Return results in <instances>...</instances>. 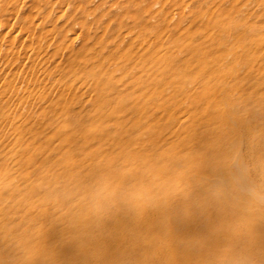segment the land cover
<instances>
[{"label":"rangeland","instance_id":"rangeland-1","mask_svg":"<svg viewBox=\"0 0 264 264\" xmlns=\"http://www.w3.org/2000/svg\"><path fill=\"white\" fill-rule=\"evenodd\" d=\"M0 8V81L14 75L11 85L35 93L44 83L50 96L76 76L70 112L49 104L43 119V102L33 105L42 135L30 133L22 172L33 174L43 153V193L28 198L30 215L43 213L35 223L43 248L31 240L28 264H264V0H1ZM55 65L63 75L47 82L42 70ZM81 140L78 151L69 145ZM69 162L72 172L57 177ZM72 183L78 196L64 200L56 190ZM99 206L123 233L100 229Z\"/></svg>","mask_w":264,"mask_h":264},{"label":"bare ground","instance_id":"bare-ground-1","mask_svg":"<svg viewBox=\"0 0 264 264\" xmlns=\"http://www.w3.org/2000/svg\"><path fill=\"white\" fill-rule=\"evenodd\" d=\"M1 1V0H0ZM3 5V3H1ZM3 7V6H2ZM1 9V8H0ZM5 9V8H4ZM4 11V10H3ZM21 22V21H20ZM21 24V23H20ZM23 28H21L22 30ZM23 32V31H22ZM31 39V38H30ZM148 47V46H147ZM63 48V47H62ZM94 53V52H93ZM95 54V53H94ZM142 55V54H141ZM8 56V55H7ZM59 56V55H58ZM57 56V57H58ZM160 56V55H159ZM139 57V56H138ZM141 57V56H140ZM56 58V57H55ZM149 59V58H147ZM158 60V58H157ZM128 61V60H127ZM140 61V60H139ZM142 61V60H141ZM154 61V60H153ZM152 61V63H153ZM54 64V63H53ZM66 64V63H65ZM78 64V63H77ZM100 64V63H99ZM128 64V63H127ZM133 65V64H132ZM76 66V64H75ZM141 67V66H140ZM154 67V66H153ZM49 69L43 68L42 70V75L43 79L46 78L50 79L53 78L52 75L57 76V79H61L60 77L63 75V72L57 68V66H52ZM33 71V70H32ZM32 71L30 74H27L28 77L32 75ZM152 72V71H151ZM150 72V73H151ZM156 72V71H155ZM17 73V72H16ZM73 73V72H71ZM78 73V72H77ZM149 73V74H150ZM19 74V73H18ZM10 75V74H9ZM151 75V74H150ZM25 76V75H24ZM52 76V77H51ZM144 76V75H143ZM1 77V76H0ZM14 77V75L10 76V79L7 80H2L0 81L1 86V91H0V96L5 95V99H0V131L2 133L0 134V139H4V142L9 141V145L7 146L6 150L4 153H0V264H28L30 260V251L31 250V245L30 242L31 240H34V249H41L43 248V232H40L39 229L36 228V224L38 223L36 220H41L43 219V213L41 217H32L30 215L31 208L34 207L35 203L29 202L28 198L32 194H39L43 193V178L40 175H43V153H40L38 155L37 160L34 159V165H33V174H30L28 172H22L23 168L25 167V164H27V161L29 159L28 151H29V140H30V133H33L36 136H41L42 134V128H40L38 121H36V118L34 117V114L32 110H34L36 106H33L36 104L37 106L40 105L41 102H43V106L39 108V118H43V113L45 114L44 110L45 107L50 104L52 105H60L59 110L61 114H64L66 111L68 112L69 108L68 105L70 102L77 101L75 97V90L74 85L71 83L75 80L76 76L74 75L72 78L73 80L71 82H64L62 81L60 84L59 80V85L61 86L58 87L56 86L55 83V89H54V94L47 95L46 93L44 94V88L45 84L43 83V88H38L36 89V93L32 90V88L27 85L25 86H16L17 84H10L11 78ZM89 77V76H88ZM156 77V76H155ZM154 77V78H155ZM5 78V77H2ZM70 78V77H69ZM151 78V76H150ZM53 80V82H57ZM147 80V79H146ZM154 80V79H153ZM20 81V80H19ZM52 81V80H51ZM213 81V80H212ZM13 82H16L13 80ZM27 82V81H26ZM24 82V83H26ZM48 82V80H47ZM51 82L50 85H53L54 83ZM35 83V82H34ZM156 83V82H155ZM24 85V84H23ZM33 85V84H32ZM58 87V88H57ZM97 86L95 85V89L93 92L96 93V96H100V90L96 88ZM52 88V87H51ZM151 88V87H150ZM50 89V86H49ZM122 92V91H120ZM34 93V94H33ZM103 94V92H102ZM171 95V94H170ZM77 96V95H76ZM78 97V96H77ZM89 97V96H88ZM91 97V96H90ZM170 97V96H169ZM33 98H35L33 100ZM163 98V97H162ZM165 98V97H164ZM32 99V100H31ZM169 99V98H167ZM166 99V100H167ZM86 101V100H85ZM87 101H90L88 99ZM165 101V99H164ZM169 101V100H168ZM78 102V101H77ZM83 102V101H82ZM86 103V102H85ZM163 103V102H162ZM78 104V103H77ZM84 104V103H83ZM132 104V103H131ZM136 104V103H135ZM85 105V104H84ZM83 105V106H84ZM88 105V103H87ZM104 105V104H103ZM102 105V106H103ZM131 106V105H130ZM96 107V106H95ZM93 108V110L95 109ZM101 107V106H100ZM155 107V106H154ZM34 108V109H33ZM47 108V107H46ZM49 108V107H48ZM47 108V109H48ZM64 108V109H63ZM73 109V107L71 106ZM75 108V107H74ZM99 108V107H98ZM165 108V107H164ZM48 111V110H47ZM95 111V110H94ZM104 111V110H103ZM105 111H108L106 109ZM143 111V110H142ZM70 112V110H69ZM75 112V110H74ZM80 112V111H79ZM118 111H116L117 113ZM147 112V111H146ZM145 112V113H146ZM85 114L88 115V113L84 112ZM144 113V114H145ZM160 113V112H159ZM71 114V113H70ZM74 114V113H73ZM81 114V113H80ZM100 114V113H99ZM105 118H109V112H104L103 113ZM113 114V113H112ZM147 114V113H146ZM149 114V113H148ZM165 114V113H164ZM33 115V116H32ZM37 115V113L35 114ZM55 115V114H54ZM69 115V114H68ZM59 116V115H58ZM95 116V115H94ZM143 116V115H142ZM61 117V115L59 116ZM99 117V116H98ZM140 117V116H139ZM48 118V117H47ZM75 118V117H74ZM79 118V117H78ZM44 119V118H43ZM53 119V118H52ZM48 120V119H47ZM61 120V119H60ZM59 120V121H60ZM76 120V119H75ZM67 121V120H66ZM78 121V119H77ZM170 122V121H168ZM176 122V121H175ZM174 122V123H175ZM71 123V121H70ZM73 123V122H72ZM80 122L74 124V127L77 126ZM163 124V123H162ZM165 124V123H164ZM181 124V123H180ZM120 125V124H119ZM175 125V124H174ZM164 126V125H163ZM45 127V126H44ZM43 127V128H44ZM59 127V126H58ZM101 127V126H100ZM119 127V126H118ZM117 127V129H118ZM108 128V127H107ZM168 128V127H167ZM190 128V127H189ZM56 129V127H55ZM122 129V128H121ZM44 130V129H43ZM116 130V129H115ZM119 130V129H118ZM61 130H58V132ZM157 131V130H156ZM106 132V131H105ZM208 132V131H207ZM155 133V131H154ZM60 134V133H59ZM116 134V133H115ZM119 134V133H118ZM117 134V136H118ZM197 134V133H196ZM195 134V135H196ZM138 136V135H137ZM136 137V136H134ZM192 136H190L191 138ZM197 136L194 137V140ZM199 137V136H198ZM224 137V136H223ZM248 137V136H247ZM200 138V137H199ZM113 138L109 139H103L102 142H109V140H112ZM198 139V138H197ZM61 140V141H60ZM58 140L59 142L55 146V149L59 152L58 154L62 156L65 152L63 151L62 144L61 142L63 139ZM116 140V139H115ZM35 141V140H34ZM132 142V141H131ZM129 144V143H128ZM203 144V143H202ZM72 146V148L75 151L80 150V148L84 147L86 145V142L84 143V140H81L79 142H73L72 144H69ZM121 146V145H120ZM126 146V145H125ZM200 146V145H199ZM86 148V147H85ZM122 148V147H121ZM124 153V152H123ZM74 154V153H73ZM3 155V156H2ZM50 155V154H49ZM121 155V154H120ZM132 155V154H131ZM153 155V154H152ZM114 156V155H113ZM150 156V155H149ZM171 156V155H170ZM173 156V155H172ZM125 157V156H124ZM153 157V156H152ZM158 156H156L157 158ZM165 157V156H164ZM174 157V156H173ZM126 158V157H125ZM135 158V157H134ZM149 159V158H148ZM158 159V158H157ZM162 159V158H161ZM138 160V159H137ZM160 160V159H159ZM129 162V160H127ZM165 162V160H163ZM101 162V161H100ZM124 162H126L124 160ZM164 162H160L164 164ZM114 163V162H113ZM153 163V162H152ZM100 164V163H99ZM125 164V163H124ZM162 164V165H163ZM74 166V163L69 162L62 166V169L59 170L57 173V177H63L66 174H69L70 171ZM80 166V165H79ZM118 166V165H117ZM120 166V164H119ZM124 166V165H123ZM23 167V168H22ZM95 166H93V169ZM114 167V166H113ZM164 167V166H163ZM178 167V166H177ZM71 168V169H70ZM121 168V167H120ZM123 168V167H122ZM130 168V167H129ZM132 168V167H131ZM136 168V166H135ZM162 168V167H161ZM68 169V170H67ZM139 169V168H137ZM73 170V169H72ZM71 170V172H72ZM86 170V169H85ZM116 171L115 169H113ZM136 170V169H135ZM76 171V170H75ZM118 171V170H117ZM137 171V170H136ZM141 171V170H140ZM79 172V171H78ZM112 172V171H111ZM138 172V171H137ZM52 173V172H51ZM139 173V172H138ZM38 175V178L35 176L34 178L31 177L32 175L34 176ZM75 174V173H74ZM143 174V173H142ZM49 175V174H48ZM145 175V173H144ZM109 176V175H108ZM113 176V175H112ZM116 176V174H115ZM121 176V175H120ZM131 176V175H130ZM103 177V176H102ZM137 178V177H136ZM142 178V177H141ZM50 179V178H49ZM61 179V178H60ZM58 179V180H60ZM135 179V178H134ZM152 179V178H151ZM54 180V179H53ZM123 180V179H122ZM127 181V180H126ZM129 181V180H128ZM140 181V180H139ZM153 181V180H152ZM151 181V182H152ZM50 182V181H49ZM52 182V181H51ZM76 183H78L76 181ZM76 183H72L70 188L65 189V190H56L57 193L60 195H64L65 197L63 198L65 200L67 194H75L76 193ZM98 183V182H97ZM127 184V183H126ZM152 184V183H150ZM154 184V183H153ZM50 185V184H49ZM78 185V184H77ZM51 186V185H50ZM49 186V187H50ZM61 186V185H60ZM138 186V185H137ZM141 186V185H140ZM143 186V185H142ZM147 186V185H146ZM145 186V187H146ZM80 187V186H78ZM77 187V188H78ZM124 187V186H123ZM148 187V186H147ZM146 187V188H147ZM161 187V186H160ZM138 188V187H137ZM143 188V187H142ZM141 188V189H142ZM48 189V185H47ZM53 189V188H51ZM47 192V191H46ZM51 192V191H50ZM78 192V191H77ZM157 192V191H156ZM91 194V193H90ZM44 195V194H43ZM62 195V196H63ZM72 195V194H71ZM76 195V194H75ZM80 195V194H79ZM134 195V194H133ZM152 195V194H151ZM78 196V195H76ZM97 196V195H96ZM138 196V195H137ZM154 196V193H153ZM156 197V196H154ZM174 197V196H173ZM80 198V197H79ZM62 199V198H61ZM62 199V200H63ZM69 199V198H68ZM72 199V198H70ZM69 199V200H70ZM77 199V198H76ZM100 199L97 196V202L98 205L100 203ZM68 200V201H69ZM75 200V199H74ZM94 201H96V197L94 196L93 198ZM105 200V199H104ZM41 201V200H40ZM39 201V202H40ZM92 201L93 204H91L92 208L95 205V202ZM60 202V201H59ZM62 202V201H61ZM70 202V201H69ZM113 202V200H112ZM111 202V203H112ZM67 203V202H66ZM71 203V202H70ZM156 203V202H155ZM39 204V203H38ZM103 207H105L106 202H103ZM160 204V203H159ZM115 205V204H113ZM156 205V204H155ZM97 206V205H96ZM101 206V205H100ZM99 206L98 209L100 210V214L105 216V218L102 221V226L106 224V229L100 228L102 231L107 232L106 230L109 229H114L116 230V233H123L124 228L120 227V225H117L119 222L118 220L114 222L115 220L111 217H106L107 210L105 208H101ZM118 206V205H117ZM58 207V205H57ZM64 207V206H63ZM70 207V206H69ZM66 209V208H64ZM153 209V208H152ZM41 210V209H40ZM39 210V211H40ZM62 210V209H61ZM49 211V210H48ZM71 211V210H70ZM115 211V210H114ZM116 212V211H115ZM95 213V212H94ZM134 213V212H133ZM54 216V215H53ZM93 216V215H92ZM129 216V215H128ZM133 216V215H132ZM142 216V215H141ZM52 217V216H51ZM56 218V217H55ZM121 218V217H120ZM130 218V217H129ZM57 221L59 220L56 218ZM116 219V218H115ZM119 219V218H118ZM134 220H130L129 223H133ZM111 223V225H109ZM40 224V223H39ZM38 225V224H37ZM136 225V224H135ZM138 225V224H137ZM95 226L97 227V224L95 223ZM71 227V226H70ZM93 226L90 228L92 229ZM120 227V228H119ZM137 227V226H136ZM37 229V230H36ZM59 231V230H58ZM54 233L52 234V237H56L57 239H60L61 234H56L57 231H53ZM130 240L135 241V236L131 233L130 235ZM127 237V236H126ZM125 239V237H124ZM128 239V238H127ZM97 247L101 248L102 244L104 245V240L102 241L101 239H97ZM127 241V240H126ZM127 243V242H125ZM74 244V242H73ZM117 244V243H116ZM114 245V249L118 254H124L126 255V251L122 250L125 248L124 245ZM140 247L143 246V242H139ZM121 248L119 249V247ZM136 246V244H135ZM104 247V246H103ZM102 247V248H103ZM33 249V248H32ZM122 250V251H121ZM40 251V250H39ZM135 252L132 251V253ZM139 255V253H138Z\"/></svg>","mask_w":264,"mask_h":264},{"label":"snow or ice","instance_id":"snow-or-ice-1","mask_svg":"<svg viewBox=\"0 0 264 264\" xmlns=\"http://www.w3.org/2000/svg\"><path fill=\"white\" fill-rule=\"evenodd\" d=\"M145 264H148V262H145Z\"/></svg>","mask_w":264,"mask_h":264}]
</instances>
